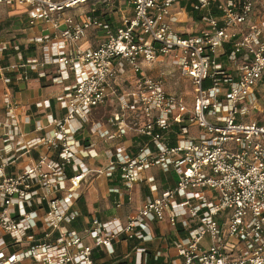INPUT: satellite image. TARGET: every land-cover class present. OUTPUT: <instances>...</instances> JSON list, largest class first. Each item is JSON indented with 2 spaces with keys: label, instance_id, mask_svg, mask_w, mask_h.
I'll list each match as a JSON object with an SVG mask.
<instances>
[{
  "label": "built area",
  "instance_id": "2783aa9c",
  "mask_svg": "<svg viewBox=\"0 0 264 264\" xmlns=\"http://www.w3.org/2000/svg\"><path fill=\"white\" fill-rule=\"evenodd\" d=\"M90 1L95 0H0V6L28 9L31 26L42 22L49 28L35 41L51 44V56L28 68L58 65V76L70 69L76 77L58 98L65 116L50 118L51 131L44 136L22 132L13 113L20 102H4L0 264H95L84 236L113 254V243L121 237L147 240L150 224L163 221L171 227L180 224L187 233L175 243L182 264H264V110L261 120L251 118L264 107V88L259 89L264 81V0H187L200 16L197 21L187 4L179 6L182 0H124L132 17L116 29L94 10L81 20L66 14ZM186 14L199 26L194 33L179 29ZM91 29L104 30L106 39L82 50L78 43ZM167 56L194 89L190 107L167 88L171 73L150 76L145 71ZM128 70L134 77L124 87ZM110 97L116 98L118 111L104 125L115 130L97 123L91 132L105 143L129 132L145 142L136 151L112 144L107 166L92 169L86 160L94 157L93 150L77 134ZM41 149L30 159L32 151ZM25 157L26 164L18 165ZM153 168L173 172L175 185L158 190L154 178L144 175ZM115 172L129 198L144 180L152 194L126 223L93 219L80 235L71 225L79 217L84 181L89 174L110 177ZM144 252L136 249L140 257L133 264H144Z\"/></svg>",
  "mask_w": 264,
  "mask_h": 264
},
{
  "label": "crops",
  "instance_id": "0c3cea01",
  "mask_svg": "<svg viewBox=\"0 0 264 264\" xmlns=\"http://www.w3.org/2000/svg\"><path fill=\"white\" fill-rule=\"evenodd\" d=\"M118 1H123V6L130 7V10L119 8V12L113 11V13L103 15V11H100L102 9L96 6L101 4L104 10L108 11V4L104 3V0H95L81 7L69 9L66 14L75 17L76 20H81L85 13L94 10L95 15L100 17L104 23L116 29L121 26L124 19L132 17L131 6L124 0ZM187 3V0H182L179 6L185 8ZM186 15L182 16V21L185 22L179 26L182 29H185L189 22L187 19L189 16ZM49 33L48 26L42 22L35 26L30 25L29 10L25 7L0 6V115L4 118L8 113L4 105L6 99H17L21 106L13 111L16 122L22 132L32 137L44 136L51 131V128L47 126L50 118L61 119L65 116L66 110L61 106L58 98L66 92L67 87H71L76 81L75 74L70 69L64 70L58 76V65L28 68L30 63L40 64L51 56V44L42 45L35 41L36 38ZM105 39L104 30L91 29L78 43V47L82 50L95 49ZM172 61V57L167 56L164 62L157 63L150 68L145 67V71L147 75L156 76L159 74L158 69L162 66L167 69V75L171 73L173 75L171 78H174L177 75V69L172 66ZM57 76L61 78L59 80L61 82L54 81ZM133 77L132 71L128 70L123 76L121 85L127 87ZM6 80L9 81L6 82ZM110 101L112 108L106 112L105 109L107 110L108 107L105 108V104L107 105ZM105 104L93 110L89 122L77 134V139L93 150L94 157L86 160L88 167L92 169L107 166L109 158L106 152L112 144L124 143L128 151H136L139 143L135 139H141L140 136L129 132L121 139L105 143L97 133L93 134L91 132L93 125L106 124V120L118 111L116 98L108 99ZM39 127L45 129L38 130ZM102 127H107L111 131L115 130L108 125ZM40 152L43 153L44 150L32 151L30 159L37 158ZM26 162L25 157L19 160L18 165H24ZM144 175L146 178H154V184L158 190L172 187L176 183V175L173 172L163 173L158 168L147 170ZM81 191V197L78 200L79 217L71 225V228H74L80 235H83L93 219L100 222L118 220L126 223L140 210L144 199L152 194L149 182L144 180L135 185L129 198V194L127 195L124 191L118 172L110 177L89 174ZM117 202H121L122 205L117 207ZM150 230L151 237L144 241H126L121 237L113 243V254H108L102 247H95L94 240L90 237L84 236V243L93 249L92 257L95 264H133L135 259L140 257L139 253L138 255L136 253V249L139 248L145 249L141 255L144 264H182L184 261L175 247V243L187 234L181 225L171 227L167 221L155 222L150 224Z\"/></svg>",
  "mask_w": 264,
  "mask_h": 264
},
{
  "label": "rangeland",
  "instance_id": "374dc122",
  "mask_svg": "<svg viewBox=\"0 0 264 264\" xmlns=\"http://www.w3.org/2000/svg\"><path fill=\"white\" fill-rule=\"evenodd\" d=\"M102 3V1L100 2ZM263 5H264V2H263ZM97 8H101L102 10L100 11H103V15H107L108 13H113L114 12H119L118 9L121 8L122 10H124L126 8L127 11L130 10V7H125L123 6V1H118V0H108V11H105L103 6L101 4H98L96 6ZM116 15H118L117 17H119V13H117ZM188 25H184L186 26L185 29H182L180 28V30L182 32H187V33H194L196 32V30H198L199 26L196 25L194 23V20L188 18ZM159 72L160 73L161 71H165L166 72V68L165 67H160L159 69ZM208 86V83H205V87ZM167 88L172 91V92H176L177 94H180L181 97L183 98L184 97V100L187 102V106L190 107L192 105V99H193V95L194 94V89H192V87L184 82L178 75L174 76V78H171L170 81H168L167 83ZM264 88V81L262 82V85L259 87V89H263ZM167 89V90H168ZM109 99H114V98H109ZM114 100H112L113 102ZM111 101L109 103H107V105L105 104V108L108 107V109L105 111L108 112L109 111V108H112L111 104L112 103ZM104 108V106H103ZM263 110H264V107L262 106L260 110H255L252 114H251V118L253 120H261L263 118ZM102 112L104 113V110L102 109Z\"/></svg>",
  "mask_w": 264,
  "mask_h": 264
},
{
  "label": "trees",
  "instance_id": "16d2710c",
  "mask_svg": "<svg viewBox=\"0 0 264 264\" xmlns=\"http://www.w3.org/2000/svg\"><path fill=\"white\" fill-rule=\"evenodd\" d=\"M187 12H188L189 16H190L192 19H194L195 21H197V20L200 19L199 14L196 13V12L193 10V8H192L190 5H188V4H187ZM213 14L216 15L217 13L213 12ZM135 141H136L137 143H139V144L145 142L144 139H138V138H136ZM139 144H137V148H138Z\"/></svg>",
  "mask_w": 264,
  "mask_h": 264
}]
</instances>
